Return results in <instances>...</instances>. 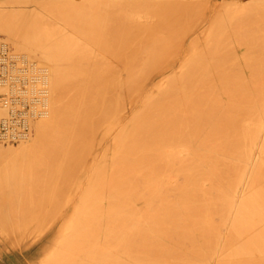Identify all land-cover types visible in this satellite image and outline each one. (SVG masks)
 I'll list each match as a JSON object with an SVG mask.
<instances>
[{
    "label": "bare ground",
    "instance_id": "1",
    "mask_svg": "<svg viewBox=\"0 0 264 264\" xmlns=\"http://www.w3.org/2000/svg\"><path fill=\"white\" fill-rule=\"evenodd\" d=\"M175 1L152 5L154 23L83 9L84 18L64 16L76 34L44 20L0 32L25 52L14 50L25 64L29 56L43 65L30 63L32 94L44 105L33 109L29 136L1 144L0 153L45 164L74 160L97 183L95 232L80 239L89 248L52 245L62 229L56 223L44 231L52 259L264 264V113L236 86L264 77V41L240 57L227 32L238 35L244 25L220 14L184 48L199 21H185ZM252 27L246 32L260 31Z\"/></svg>",
    "mask_w": 264,
    "mask_h": 264
},
{
    "label": "rangeland",
    "instance_id": "2",
    "mask_svg": "<svg viewBox=\"0 0 264 264\" xmlns=\"http://www.w3.org/2000/svg\"><path fill=\"white\" fill-rule=\"evenodd\" d=\"M162 1L0 0V32H14L16 30V32L19 30L21 32L22 29L18 30L15 28L19 22L20 23L17 27L22 28L20 27V24L24 21L27 25L32 24L31 22H33V20H44L47 23H54L60 30H71L70 34H76L77 32H72L73 30L69 28L67 22L64 20V16L71 18H84L85 15H80L81 13L79 14V11L83 9L86 11H98L97 9H99V11L104 10L103 12L105 13V9L107 10L108 8L109 11L110 9L112 10L113 14L112 15L110 11L109 16H116L124 11L123 14L121 13V16L123 17L126 15H133L139 19L140 16V21H151L150 23H154V21L159 20V15L153 13V10L151 12V9L154 8L156 4V6H164L165 4H168L166 0L164 2ZM160 2L164 4H160ZM174 3L176 4L174 6H177L181 13H183L182 16L185 19L187 17L197 16L196 18L193 17L194 20L196 19L194 22H200L197 23L199 24L197 32H188L184 48L190 47L192 44L191 42L197 40L200 35L207 34L208 32L201 31L208 29L212 24V20L220 14L230 17V19H233L231 16L235 15L236 19L234 18L233 21H237L234 22L238 26L240 24L244 25V32H238V35L234 34V32H227L232 36L231 38L234 44H232V46L239 49L242 53L240 57H243V49L247 47V45L253 47V44L254 46L257 45L259 40L261 43L264 41V0H176ZM178 5L181 6L179 7ZM65 10L67 11L65 12ZM114 10L120 12L116 13ZM68 11L71 13H67ZM225 12H228V14ZM200 16L202 17L200 18ZM184 18H182L183 21ZM187 19L185 21H189L190 19L193 20L192 18H189V20ZM243 19L246 22L243 21ZM245 24H248L246 25L247 27ZM249 26L252 28L255 26L257 28L254 30L258 31V29H260V31L246 32L253 30L249 29ZM258 34H261L260 37L256 36ZM250 36L253 37V40L252 37L249 38ZM245 38H248L247 40L250 44H244L246 41ZM0 40L2 43L5 41L7 47L15 54H17L16 52H19L20 54L25 55L24 51H19L16 46L11 43L5 33H0ZM236 40L240 41V43H236ZM262 55L264 56V54ZM28 59L29 62L31 60V62L43 66L33 57L28 56ZM245 59L242 60L246 61V63L242 60L240 61L244 66H246L247 63H250V61ZM110 60L111 62H114L111 63ZM107 62H109V64H114L117 67H119L117 64L120 65L118 61L111 58L105 60L106 64ZM119 68L121 72H124L121 65ZM215 71L216 70H213V72ZM262 75H264V70ZM237 83L239 85L236 86L240 91L244 90L249 95H253L252 101L254 108L257 111L264 113V77L255 80L238 81ZM3 91L4 89H1L0 93ZM34 136H36V130ZM2 147L7 150L8 147L12 146L7 147V145H2ZM18 147L19 145H15L12 148L18 149ZM257 154L259 153L257 152ZM16 156L18 158L19 154L17 155L16 153ZM15 158V156L13 157V155L8 152H5V154L4 152L0 153V264L57 263V261L55 262L54 260H59V258L52 259L50 256H46V251H44L46 248V245L44 244V231L56 223L59 224L62 229L60 234L52 238V245L58 244L62 246L64 248L63 252L64 250H67L66 252H68L70 248H73V251L77 252L83 245H86V248H89L87 247L88 243L80 239L84 235H92L91 232H95L96 226L94 223L96 222L95 219L98 215L97 212L100 209L97 208L96 201L97 190L95 187H97V183L94 182L96 180H93L95 178L93 175L91 176V172L80 174L78 172L80 164L74 160H71V162L69 160H67L68 162L53 161V163L49 160L48 164H45L47 160L44 158H39L37 161H35L36 159H27V157L23 159L24 161L21 160L22 157L18 160ZM43 159L46 160L43 161L44 163L40 161ZM32 160L35 161V163L40 162L39 164H32ZM62 162L65 163L62 164ZM87 167L90 169L91 164L88 163ZM107 200L108 198L106 197V201ZM105 223L106 222H104L103 227L107 229V223L106 225ZM89 244L91 247L90 242ZM105 245L107 246L106 243ZM59 262H61L60 264H65L63 259L61 261L59 260ZM86 262L88 263L89 261L86 260Z\"/></svg>",
    "mask_w": 264,
    "mask_h": 264
},
{
    "label": "built area",
    "instance_id": "3",
    "mask_svg": "<svg viewBox=\"0 0 264 264\" xmlns=\"http://www.w3.org/2000/svg\"><path fill=\"white\" fill-rule=\"evenodd\" d=\"M32 67L0 42V88L4 89L0 104L7 111V115L0 116V144H15L28 137L34 107L44 108L32 94Z\"/></svg>",
    "mask_w": 264,
    "mask_h": 264
}]
</instances>
